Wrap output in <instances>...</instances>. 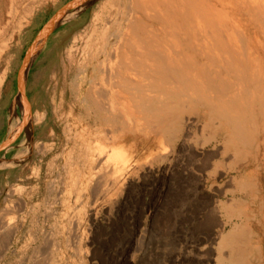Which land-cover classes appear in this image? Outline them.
I'll use <instances>...</instances> for the list:
<instances>
[{"label":"bare ground","instance_id":"1","mask_svg":"<svg viewBox=\"0 0 264 264\" xmlns=\"http://www.w3.org/2000/svg\"><path fill=\"white\" fill-rule=\"evenodd\" d=\"M110 1L107 12L95 16L82 62L70 82L75 97H71L64 133L67 144L72 142L77 150L76 158L51 182V189L60 195L59 205L65 208L63 225L72 238L79 236L87 189L93 190L95 202L117 195L114 208L126 213L134 204L139 209L138 198L148 184L143 180L155 174V163L169 164L164 172L174 185L190 179L184 169L178 168L180 173L174 175L170 163L176 151L183 160L190 150L197 149L194 155L204 153L203 148L198 150L202 144L193 139L196 120L186 113L200 111L203 128L227 136L226 149H236L238 158L252 155L264 137V0ZM4 10L0 4V13ZM3 82L0 76V87ZM18 102L24 112L22 93ZM42 119L38 114L35 120ZM40 148L45 150V144ZM216 151L210 156L216 157L220 150ZM139 171L145 177L141 183L135 180ZM252 180L250 172L239 190L255 189ZM3 218L0 229L11 223ZM109 220L112 233L107 240L112 245L107 244L108 251L127 233L124 224ZM243 232L241 228L222 235L220 247L229 253L220 256L221 264H261V259H251L253 251L241 242Z\"/></svg>","mask_w":264,"mask_h":264},{"label":"rangeland","instance_id":"2","mask_svg":"<svg viewBox=\"0 0 264 264\" xmlns=\"http://www.w3.org/2000/svg\"><path fill=\"white\" fill-rule=\"evenodd\" d=\"M11 1L0 0L5 8L0 13V76L4 79L0 97H11L8 137L15 138L8 145H12L8 157L0 153V220L4 221L1 218L5 216V222L11 220L0 229V264H103L104 259L106 264H221L220 256L229 253L228 248L224 254L220 247L222 235L229 236L241 228L244 232L240 240L247 250L253 251L251 259H261L264 264V137L252 155L246 153L238 158L236 149H226L227 136L213 134V128H203L205 118L197 110L186 116L196 120L193 139L198 146L202 144L198 150L203 148L204 153L194 155L197 149L190 150L183 160L176 151L170 162L176 170L174 175L180 173L179 169L188 173L187 182L174 185L164 172L167 163H155V174L143 180L148 184L138 198L139 209L134 204L129 211L125 209L126 213L114 208L117 195L95 202L93 190L87 189L79 236H70L63 225L65 208L59 205L60 195L51 189V182L61 168L70 166L76 158L77 150L72 142L67 144L64 133L71 97H75L70 82L88 46L95 16L106 13L111 1L98 0L79 15L81 6L70 17L69 12L64 20L76 17L45 41L26 78L30 113L25 98L24 112L20 108L15 89L23 58L41 27L70 0ZM52 2L55 6L44 11ZM9 9L15 13L10 14ZM38 114L43 116L41 121L35 120ZM180 143L178 140L177 145ZM42 144L45 150L40 148ZM216 150L220 153L211 157ZM253 159L255 163L251 162ZM250 172L254 174L255 189L242 192V179ZM143 178L142 171L135 174L136 181L141 183ZM16 188L19 192L14 191ZM71 196L70 202L75 204ZM92 202L95 206L90 207ZM110 217L114 224H124L123 231L127 233L108 251L107 244L112 245L107 240L112 233Z\"/></svg>","mask_w":264,"mask_h":264},{"label":"water","instance_id":"3","mask_svg":"<svg viewBox=\"0 0 264 264\" xmlns=\"http://www.w3.org/2000/svg\"><path fill=\"white\" fill-rule=\"evenodd\" d=\"M96 1H98V0H70V1H68L65 5L60 7L51 16V18H49V20L41 27V29L37 33L34 41L28 47V49L25 53V56L23 58V63H22V66L20 68V71H19L18 79H19V94L22 93V95L26 99L29 113L31 112V108L29 105L28 97L26 95L25 84H26V78H27L28 71L31 68L32 64L34 63L36 57L38 56V54L41 50V49L40 50L38 49V45L40 44V42H42L41 44L43 46L45 41L48 39V37L52 33H54L60 26H62L66 22H68L69 20L76 17L75 16L71 19L64 20L69 12L74 11L76 7L81 5V10L77 14V15H79L80 13H82V11L87 6L92 5ZM36 51H37V54L34 56ZM14 139H12V140L8 139L7 141H5L0 146V151L2 149H5L11 143V141H13Z\"/></svg>","mask_w":264,"mask_h":264},{"label":"crops","instance_id":"4","mask_svg":"<svg viewBox=\"0 0 264 264\" xmlns=\"http://www.w3.org/2000/svg\"><path fill=\"white\" fill-rule=\"evenodd\" d=\"M56 3L52 2L51 6H48L44 11L50 10L55 6ZM11 98V97H10ZM10 98L4 100L3 97H0V146L9 139V124H10V113H11V103ZM9 100V102L7 101ZM12 151V145L7 146L5 149L0 151L3 152L4 158H7L9 153ZM5 177H8L6 175Z\"/></svg>","mask_w":264,"mask_h":264},{"label":"flooded vegetation","instance_id":"5","mask_svg":"<svg viewBox=\"0 0 264 264\" xmlns=\"http://www.w3.org/2000/svg\"><path fill=\"white\" fill-rule=\"evenodd\" d=\"M41 49V48H40ZM39 49V50H40ZM16 88V91H17V94H19V79L17 78V80H16V86H15ZM25 90H26V95H27V97H30V92L28 91V88H27V84H25Z\"/></svg>","mask_w":264,"mask_h":264}]
</instances>
